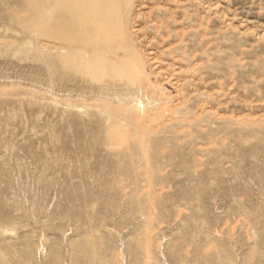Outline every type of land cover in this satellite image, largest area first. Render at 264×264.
<instances>
[{
	"label": "rangeland",
	"instance_id": "374dc122",
	"mask_svg": "<svg viewBox=\"0 0 264 264\" xmlns=\"http://www.w3.org/2000/svg\"><path fill=\"white\" fill-rule=\"evenodd\" d=\"M0 264H264V0H0Z\"/></svg>",
	"mask_w": 264,
	"mask_h": 264
},
{
	"label": "bare ground",
	"instance_id": "6f19581e",
	"mask_svg": "<svg viewBox=\"0 0 264 264\" xmlns=\"http://www.w3.org/2000/svg\"><path fill=\"white\" fill-rule=\"evenodd\" d=\"M139 104L141 105V104H142V102H141V101H139Z\"/></svg>",
	"mask_w": 264,
	"mask_h": 264
}]
</instances>
